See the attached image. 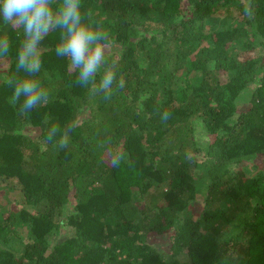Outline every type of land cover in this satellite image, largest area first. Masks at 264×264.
<instances>
[{"label":"trees","instance_id":"16d2710c","mask_svg":"<svg viewBox=\"0 0 264 264\" xmlns=\"http://www.w3.org/2000/svg\"><path fill=\"white\" fill-rule=\"evenodd\" d=\"M81 11L110 33L105 65L124 87L104 100L76 86L57 29L41 57L49 102L27 115L6 83L25 78L23 30L0 19V264H264V0ZM52 124L74 126L66 147L46 142Z\"/></svg>","mask_w":264,"mask_h":264},{"label":"clouds","instance_id":"9594fccd","mask_svg":"<svg viewBox=\"0 0 264 264\" xmlns=\"http://www.w3.org/2000/svg\"><path fill=\"white\" fill-rule=\"evenodd\" d=\"M81 8L82 0H0V19L6 25L23 30L16 72L23 70L25 78L12 75L6 81L13 89L8 103L13 107L18 105L20 115H27L49 102V92L39 78L43 67L41 57L46 51L45 38L57 29L60 42L55 52L58 57H66L69 68L77 73L76 86L102 94L104 100L111 98L114 84L124 87V81L117 79L115 63L105 65V56L112 44L110 33L97 27L91 12L82 13ZM10 47L9 37L0 35V59L9 55ZM102 67L104 71L97 80ZM167 118L168 114L164 113L162 119ZM73 127L68 124L62 129L58 124L50 125L46 142L56 141L59 147H66ZM110 158L112 166L118 167L125 161V154L110 150Z\"/></svg>","mask_w":264,"mask_h":264},{"label":"rangeland","instance_id":"374dc122","mask_svg":"<svg viewBox=\"0 0 264 264\" xmlns=\"http://www.w3.org/2000/svg\"><path fill=\"white\" fill-rule=\"evenodd\" d=\"M237 46H239V45H237ZM237 46H235L234 48V51L240 56V57H246V56H249V55H251V53L250 52H244V51H242V49L240 48V47H238L237 48ZM251 169V168H250ZM249 169V172L250 171H252V169L250 170ZM2 194H3V199H2V202H3V206H5L4 208H8V206H9V202L8 201H10V200H12V197H13V191H11L10 189H2Z\"/></svg>","mask_w":264,"mask_h":264}]
</instances>
